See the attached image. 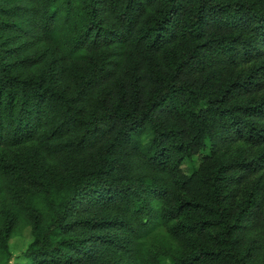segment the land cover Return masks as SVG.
Here are the masks:
<instances>
[{
    "label": "trees",
    "instance_id": "16d2710c",
    "mask_svg": "<svg viewBox=\"0 0 264 264\" xmlns=\"http://www.w3.org/2000/svg\"><path fill=\"white\" fill-rule=\"evenodd\" d=\"M20 224L16 264H264V0H0V262Z\"/></svg>",
    "mask_w": 264,
    "mask_h": 264
},
{
    "label": "rangeland",
    "instance_id": "374dc122",
    "mask_svg": "<svg viewBox=\"0 0 264 264\" xmlns=\"http://www.w3.org/2000/svg\"><path fill=\"white\" fill-rule=\"evenodd\" d=\"M198 158H194L193 161H187L183 166V171L187 174L191 171L192 167L198 165ZM31 239L29 236L28 229L23 224H20L13 236L11 237L9 243V254L10 259L5 262V259L0 262V264H16L20 261V257L25 252L27 246L29 245Z\"/></svg>",
    "mask_w": 264,
    "mask_h": 264
}]
</instances>
